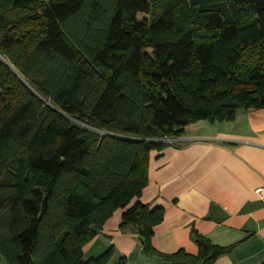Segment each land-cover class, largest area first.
Masks as SVG:
<instances>
[{"label": "trees", "instance_id": "obj_1", "mask_svg": "<svg viewBox=\"0 0 264 264\" xmlns=\"http://www.w3.org/2000/svg\"><path fill=\"white\" fill-rule=\"evenodd\" d=\"M263 108L264 0H0V262L108 264L82 249L121 209L141 255L212 264L152 247L149 154Z\"/></svg>", "mask_w": 264, "mask_h": 264}, {"label": "crops", "instance_id": "obj_2", "mask_svg": "<svg viewBox=\"0 0 264 264\" xmlns=\"http://www.w3.org/2000/svg\"><path fill=\"white\" fill-rule=\"evenodd\" d=\"M173 142L149 154L138 199L163 210L152 247L196 255L197 233L213 246L232 247L212 264H264V199L254 193L264 185V108L240 110L230 122L191 124ZM122 212L115 211L83 247V258L113 247L108 264L117 257L127 264H163L141 255L133 229L120 228Z\"/></svg>", "mask_w": 264, "mask_h": 264}, {"label": "built area", "instance_id": "obj_3", "mask_svg": "<svg viewBox=\"0 0 264 264\" xmlns=\"http://www.w3.org/2000/svg\"><path fill=\"white\" fill-rule=\"evenodd\" d=\"M167 142H171L170 140H166ZM254 193L260 198L264 199V185L255 189Z\"/></svg>", "mask_w": 264, "mask_h": 264}, {"label": "rangeland", "instance_id": "obj_4", "mask_svg": "<svg viewBox=\"0 0 264 264\" xmlns=\"http://www.w3.org/2000/svg\"><path fill=\"white\" fill-rule=\"evenodd\" d=\"M93 240V239H92ZM141 253V252H140ZM86 254H88V251L86 250ZM87 256V255H86ZM85 259V258H84ZM89 259V258H88ZM119 257L116 258V260L112 261L110 264H116L118 262ZM0 264H2L0 262Z\"/></svg>", "mask_w": 264, "mask_h": 264}]
</instances>
